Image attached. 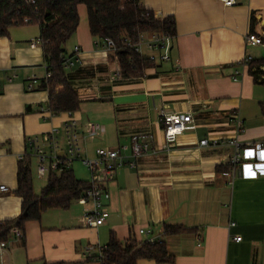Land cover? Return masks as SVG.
<instances>
[{
  "label": "crops",
  "instance_id": "crops-1",
  "mask_svg": "<svg viewBox=\"0 0 264 264\" xmlns=\"http://www.w3.org/2000/svg\"><path fill=\"white\" fill-rule=\"evenodd\" d=\"M142 5L158 18L176 21L170 62L158 59L143 78L120 79L117 58L90 33L85 5L78 7L79 27L65 46V58L75 60L66 71L81 100L74 114L81 136L90 125L104 129L98 138L82 139L83 156L130 147L131 137L140 133L153 134L152 153L136 168L117 170L107 186L103 225H83L90 203L48 210L40 222L26 223L24 237L10 243L0 264H99L85 259V248L106 247L112 232L120 241L161 238L174 264H264V170L244 154L234 178L223 171L234 153L227 141L264 142V85L255 82L249 67L232 80L243 58L264 59V46L245 44L248 33L260 32L264 0H237L232 7L222 0H143ZM40 33L39 25L15 26L0 37V186L8 188L0 191V222L21 214L22 200L14 192L27 138L58 129L65 149L67 113L45 121L40 109L49 104L48 92L26 89L29 80L46 75L42 45L31 46ZM143 55L152 53L144 48ZM161 112L191 114L195 128L170 146L158 123ZM204 140L219 144L201 146ZM165 225L195 232L163 237Z\"/></svg>",
  "mask_w": 264,
  "mask_h": 264
},
{
  "label": "trees",
  "instance_id": "trees-1",
  "mask_svg": "<svg viewBox=\"0 0 264 264\" xmlns=\"http://www.w3.org/2000/svg\"><path fill=\"white\" fill-rule=\"evenodd\" d=\"M142 1L36 0L32 4L31 0H0V37L8 36L12 27L28 26L22 24L26 18L31 19L33 25L40 26L46 68L51 72V77L41 80L38 91L48 92L49 108L54 115L68 112L75 114L80 110L81 100L70 85L64 58L65 46L79 27V5L87 8L91 35L99 40L108 38L115 43L117 52L114 56L123 78L129 80L143 78L147 70L156 67V63L135 53L123 44V40L137 45L141 34L158 32L174 38L177 35L173 17L161 21L155 19L154 12L143 7ZM248 67L255 82L264 85V79H261L264 59L253 61ZM33 166L34 160L29 155L18 160L17 188L14 193L22 200L21 214L15 219L0 222V243L9 241L14 229L24 233L26 223L40 222L48 210H68L90 187L89 181L78 179L73 169L63 167L61 171L47 175V185L38 195L33 185ZM222 168L218 167V171ZM223 171L229 173L230 166ZM24 214L27 217L21 220ZM192 232L195 231L184 226L165 225L163 237ZM106 248L104 259L99 264H138L140 260L155 261L158 264L175 263L164 240L157 243L134 238L120 241L112 232Z\"/></svg>",
  "mask_w": 264,
  "mask_h": 264
},
{
  "label": "built area",
  "instance_id": "built-area-1",
  "mask_svg": "<svg viewBox=\"0 0 264 264\" xmlns=\"http://www.w3.org/2000/svg\"><path fill=\"white\" fill-rule=\"evenodd\" d=\"M36 0H31L32 4H35ZM225 7L235 6L237 0H222ZM155 19L161 21L163 19L158 18L154 14ZM16 24H20L16 22ZM23 25H32L31 19L26 18L23 20ZM259 33H248L246 35L245 44L247 47L252 46H264V21L258 23ZM174 37H170L164 33H151L141 34L140 41L137 45L132 44L129 40H123V44L132 49L135 53L143 55V49L149 50L152 55L147 57L152 62L157 63L158 59L161 62L171 61V52L174 45ZM99 44L103 45L106 51L116 56L117 47L111 39L99 40ZM42 45L41 38L35 39L31 42V46L35 47ZM77 55H79V48L75 49ZM159 57H157V54ZM146 58V57H145ZM254 59L251 56H247L235 64V72L232 75L233 81H238L241 75L240 69L248 67ZM74 59L64 58L65 69L74 67ZM264 72V67L261 69ZM176 71H179L176 68ZM51 77V72L46 70L44 80ZM118 77L123 78L121 69L118 72ZM264 77V73L262 75ZM14 78V77H13ZM11 81V79H10ZM41 85V80L32 78L26 84V89L29 92L37 91ZM1 88V85H0ZM40 114L44 116V120L51 119L54 115L49 104L45 108L40 109ZM68 120L64 124V137H65V149L61 148L59 141V130L54 129L50 133L41 135H35L28 137L26 140V150L23 154L18 156V160H22L26 155H29L34 160V166L37 176L40 179H44L50 172H59L63 167H72L76 161L81 162L88 168L89 171V183L90 187L84 193V195L78 200L79 203L86 205L91 204V207L87 209L82 217L83 225L87 228H95L104 224V206L110 199V193L107 189L109 183L113 182L116 177L117 170L123 167L136 168L137 161L148 156L152 153L154 136L151 133L135 134L131 137V146H120L117 149H97L95 151L94 158H88L83 156L82 139H95L103 133L104 129L100 125H90L86 134L81 136L79 132V126L77 119L72 112H68ZM158 123L163 129L165 141L172 146L179 135L193 130L194 120L191 114H174L168 115L161 112L159 115ZM241 122L237 124V130L239 134L244 132L241 127ZM219 141L204 140L200 142L201 146H209L212 143L217 146ZM227 145L234 148V153L230 158L229 176L235 177L236 167L242 160V156L245 154L255 159V162L262 166L264 170V142L241 144L236 138L226 142ZM0 191L7 192L6 186H0ZM141 235H148L145 230L140 231ZM24 233L19 229H14L12 237L7 242L0 243V260L3 261V255L8 250L10 243L14 240H22ZM162 239L158 237H151L147 242L157 243ZM233 241L239 243L242 238L235 237ZM106 247L98 245H88L85 248L84 257L86 260L100 263L104 259V252Z\"/></svg>",
  "mask_w": 264,
  "mask_h": 264
},
{
  "label": "rangeland",
  "instance_id": "rangeland-1",
  "mask_svg": "<svg viewBox=\"0 0 264 264\" xmlns=\"http://www.w3.org/2000/svg\"><path fill=\"white\" fill-rule=\"evenodd\" d=\"M33 25V24H32ZM69 43H67L68 45ZM72 169L75 173V176L83 181H88L89 178V171L86 166H84L81 162L76 161L73 163ZM33 172V185H34V190L36 194H40L42 189L47 185L48 177H45L44 179H39L36 173L35 166H33L32 169Z\"/></svg>",
  "mask_w": 264,
  "mask_h": 264
},
{
  "label": "water",
  "instance_id": "water-1",
  "mask_svg": "<svg viewBox=\"0 0 264 264\" xmlns=\"http://www.w3.org/2000/svg\"><path fill=\"white\" fill-rule=\"evenodd\" d=\"M26 217H27V214L22 215V216H21V220H25ZM13 228H16V226H14Z\"/></svg>",
  "mask_w": 264,
  "mask_h": 264
}]
</instances>
